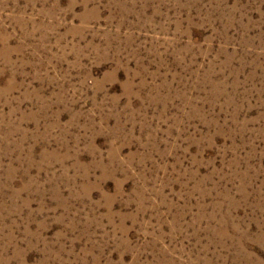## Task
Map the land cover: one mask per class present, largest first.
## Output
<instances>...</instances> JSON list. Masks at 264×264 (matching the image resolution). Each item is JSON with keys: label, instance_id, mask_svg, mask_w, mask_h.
<instances>
[{"label": "rangeland", "instance_id": "1", "mask_svg": "<svg viewBox=\"0 0 264 264\" xmlns=\"http://www.w3.org/2000/svg\"><path fill=\"white\" fill-rule=\"evenodd\" d=\"M0 264H264V0H0Z\"/></svg>", "mask_w": 264, "mask_h": 264}]
</instances>
